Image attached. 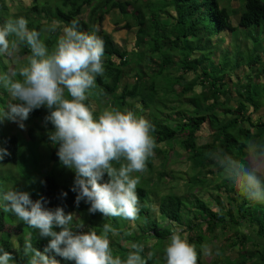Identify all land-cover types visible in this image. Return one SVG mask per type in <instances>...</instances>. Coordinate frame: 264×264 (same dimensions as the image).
I'll return each instance as SVG.
<instances>
[{
  "label": "trees",
  "instance_id": "16d2710c",
  "mask_svg": "<svg viewBox=\"0 0 264 264\" xmlns=\"http://www.w3.org/2000/svg\"><path fill=\"white\" fill-rule=\"evenodd\" d=\"M85 8H90L86 20L81 17ZM112 11L125 22L120 29H134L129 51L101 29L104 16ZM44 26H49L47 32ZM249 28L255 32L243 33L244 37L264 34V0H243L235 26L231 12L219 0H161L158 4L149 0H30L26 6L17 0H0V73H4L0 115L8 118L4 122L8 130L0 133V171L13 169L3 164L17 167L15 178L9 173L0 177V264H79L86 252L73 226L83 223L101 251L100 257L92 258L96 264H201L198 248L215 239L217 230L229 231L225 239L232 241L238 253L234 260L225 258L224 264H264V185L244 159L249 141H264V48L248 54H254L246 61L250 72L241 76L247 82L231 84L226 83L227 72L243 69L239 52L223 49L221 59L215 60L211 40L224 33L229 39L239 29ZM230 54H235L234 60ZM190 76L193 80L187 87ZM60 77L64 87L57 84ZM129 77L135 79L132 84L127 82ZM193 85L206 91L187 100L185 94ZM41 98L51 101L47 115L53 103L62 104L64 110L74 107L81 121L79 136L73 130L70 137L61 136L51 146L53 137L36 122L43 137L35 135L33 126L26 130L28 141L13 131L11 117L37 122L43 118L47 108L41 107ZM185 103L191 108H185ZM260 112L263 116L254 119ZM84 139L95 161L98 147H113L104 160L107 169H96L95 180L89 184H63L55 177V168L72 166L77 161L78 141ZM35 140L50 149L38 195L28 184L26 176L31 172L26 170L23 154V141L32 145ZM177 146L187 153L194 173H182L184 178L178 179L170 171L158 174L155 182L150 180L153 159L166 163L178 155ZM258 150L264 158L262 148ZM145 165L149 169L146 180L154 185V192L143 181ZM83 168L79 164L80 174ZM130 171L137 181L129 176ZM164 177L171 179L167 180L171 188L165 187L170 192L158 195ZM95 185L108 195L107 201L118 202L124 222L120 218L110 221L108 216L103 218L105 223L96 220V211L106 213L107 207L103 198L93 208L99 198ZM175 185L179 190H172ZM202 194L215 195L213 207ZM219 199L226 205L221 206ZM72 214L78 220L65 223L68 237L55 239L59 230L54 228L55 220ZM130 214L138 220L134 232L126 222ZM182 218L184 231L158 229V220L178 223ZM107 221L110 225L102 239L99 227L104 228ZM247 228L253 235L245 232ZM182 232L188 236L182 237ZM149 236L154 246L145 244Z\"/></svg>",
  "mask_w": 264,
  "mask_h": 264
},
{
  "label": "rangeland",
  "instance_id": "374dc122",
  "mask_svg": "<svg viewBox=\"0 0 264 264\" xmlns=\"http://www.w3.org/2000/svg\"><path fill=\"white\" fill-rule=\"evenodd\" d=\"M18 3H20V5H29L30 4V0H17ZM118 1H132V0H118ZM143 3L145 2V0H141ZM152 3H159L161 0H149ZM3 2H8V0H3ZM242 2V3H241ZM219 4L222 7L227 8L230 12H231V21L232 24L235 26L238 23L239 20V14L241 11V5L243 4V0H219ZM16 6V5H15ZM90 8H85V10L83 11L81 17L83 19L86 20L88 14H89ZM13 12V11H12ZM164 18V16L162 17ZM115 22H119V23H115ZM125 22L122 21L120 15L117 13V11H112L111 13L107 14L104 16V19L101 23V29L103 31H105L106 33L110 34L113 38V41L116 45H118L120 48H122L123 50H131L133 47V43H134V29L131 31H128L126 29H120L122 26H124ZM48 27L49 26H44V30L45 32L48 31ZM254 28V27H253ZM253 28H249L246 30L243 29H239L238 35L240 37H237V33L235 35H233L232 37L228 38L227 33L224 34H220L218 37L213 35V38L211 39L212 42L214 43L213 49H215V60H219L221 59L222 56V51L223 49H227V50H231V48L235 49V53L239 52V56L241 58V63L243 66V69L241 71V67L239 69H237L236 71L232 72L230 74V72L228 71V69H226L228 72V75L226 76L225 80L226 83H233V84H241L243 85L245 82H247V79H244L243 77L241 78V76L245 75V74H249V66L246 64V61H248L250 59V57L252 56H248L249 53H252L256 48H258L259 46L264 48V34H258L256 35H247V36H243V33H248V32H255V30ZM56 26H53V31H55ZM262 33V32H260ZM68 34V32L66 33ZM71 34V33H69ZM224 39L223 40H220ZM226 39V40H225ZM196 41V40H194ZM22 40L19 42V46L18 49L20 47ZM205 43V41H204ZM15 45V47H16ZM230 45V46H229ZM231 47V48H230ZM17 49V47H16ZM17 49V51H18ZM209 49V46H208ZM235 55V54H234ZM234 55L232 56V54H230V59L234 60ZM10 59H12V57H10ZM245 60V62H244ZM80 63H82V66L84 65L83 61H79ZM208 67V66H206ZM220 67L215 68L213 71L214 74L218 73ZM210 73L212 74V71H210ZM2 76H4V73H0V84H3V79ZM238 76V77H237ZM5 78V77H4ZM25 78H27L25 76ZM6 79V78H5ZM193 78L190 76L188 83L186 84L187 87L191 84ZM253 79H251L252 81ZM135 81V79L133 77H129L127 79V82L129 84H132ZM64 80L62 77H60V80L57 84H61L62 86L64 85ZM25 84V81H24ZM4 86V85H3ZM64 87V86H63ZM206 90L199 88L198 86H192L191 87V91H188L185 94V98L187 100L190 99V97L194 94V93H204ZM244 95V93H241ZM231 97L234 98L235 97V92L234 89L232 90L231 88ZM189 98V99H188ZM48 99H39V103L41 105V107L43 108H47L45 115L43 116V118H40V120L36 119H29V120H25L21 117H11L10 119V123L9 126L11 127V129L15 132H17L18 134H20V136L22 138H24V140L28 141V137H27V132L26 130L33 126L35 128V135H37L38 137H40L42 135L43 137V131L46 133H49V135L51 137H53V141L49 144V145H54V143H56V141L59 139L61 140L62 137H64V139H67L68 137H70L71 132L76 131L78 136H79V125L81 123V121L79 119H77V117L74 115L75 112H77V110L70 106L69 109L64 110V107H62V104H59L58 107H56V104L53 103L52 105V112L49 113L47 115V111H49V107L48 104L51 102L47 101ZM104 103V102H102ZM101 103V105H102ZM185 108L190 109L191 106H189L187 103H185ZM107 113L109 114V108ZM263 112L257 113L254 116V119L259 118V116L262 115ZM263 116V115H262ZM0 117H2V128H0V133L3 131H7L8 128L7 126L4 124V122L7 121V117L6 115H0ZM262 121H264V117L262 118ZM36 122L38 124V126H40L42 130L37 129L36 128V124L34 123ZM55 126V129L53 130L52 128V132L50 133L49 127H53ZM245 127H248L247 124H244ZM49 129V130H48ZM61 130V133H59V131ZM42 131V133H41ZM254 133H256V131H253ZM4 133V132H3ZM5 134V133H4ZM62 136V137H61ZM92 136V135H91ZM37 137V138H38ZM67 137V138H66ZM202 138H206V136L202 135ZM46 141L48 140L47 137H45ZM0 141L1 137H0ZM85 139L84 140H79V151H78V155H77V161L70 167L62 169L59 165H57V168H55V177L63 184L68 183V184H73V183H87L89 184V182L93 181V179L95 180V171L96 169H107L106 165H105V157L109 156L111 154V152L113 151V147L112 146H108L106 148H104L103 150H100L99 147L97 148V152H99V156H98V161H95L94 159L91 158L90 156V152L88 151V147L87 144H85ZM24 142L23 145V154L26 157L25 161V165H26V170L30 171L31 174L27 175L26 178H30V180L28 181V184L30 183V187L31 188H36L37 192L36 195H38L39 193V189H40V184H41V180L42 177L45 175L46 173V169H47V164H49L48 160H47V155L48 153H50V149L48 146H46L43 142H41L40 144L37 143V140H35V142H33V144L31 145V143L29 144L28 142ZM116 144L118 145L119 140H116ZM133 142V141H132ZM49 143V142H48ZM264 141L263 138H259V139H255V141H249L247 144V147L245 149V157L244 159L247 161L249 167H250V172H252L253 174H256L259 176L260 178V183H262L264 185V158L262 157V154L259 153V148L261 147L262 150L264 151ZM126 149V147H123L122 150ZM1 150V147H0ZM121 150V151H122ZM33 151H35V154L33 153ZM175 151L177 152V156L172 157V159H169L166 163L163 162V160L161 159H156L154 158L152 161V172H153V176H151L150 180H152L153 182H155V177L158 174L161 173H170V171H174L176 172L175 176L178 179H183L184 175L182 173H185L186 175H192L194 173V167L192 166V162L190 161L189 158L187 156V153L182 150L181 148H179L178 146L175 147ZM45 154V155H44ZM35 155V157H34ZM79 164L83 165L84 168L83 170H81V174L79 173V169L78 166ZM5 166V168L7 167H12L13 169H4L0 171V177L4 174L9 173L11 175V178H15L16 175V170L17 167H15L12 164H3ZM131 165V163H129V166ZM90 166V167H89ZM25 168V167H24ZM145 171L142 172L143 176H144V183L146 184L145 186L149 188V190H151V192H154L153 187L154 185L151 187V185H148L149 183V178L148 180L147 177H149V172L147 174V170H149L146 165L144 166ZM25 170V171H26ZM26 171V172H27ZM129 176L133 179V181H137V179H135V177H132V173L131 171L129 172ZM129 177V178H130ZM248 178V177H246ZM171 180L169 177H164L163 178V182L164 184L167 185L164 186H160L159 188L161 189H157V193L158 195H161L162 193H166L169 190L166 189L165 187H170L169 183L167 180ZM27 181H25L24 183H26ZM3 185L5 186V182L2 180ZM155 184V183H153ZM175 189L172 190H179L178 186L175 185ZM125 188V187H124ZM95 189L98 194V199L94 201V205L93 208L97 209L96 207H98V204L100 203L99 201L101 199H103L104 197H108V195L102 193L101 191L98 190V188L95 185ZM182 190V189H181ZM180 190L181 193H183ZM170 192V191H169ZM12 193V192H11ZM10 192H8L7 194H11ZM201 192L198 193L197 195L200 196ZM116 199H120L118 192L116 191ZM4 196V195H3ZM202 199L205 198V200L208 202L209 206L213 207L212 201L215 200L214 196L215 195H208L205 196L204 194L201 195ZM12 197V195L10 196V198ZM234 197H236V195H234ZM5 198V197H4ZM6 198L8 199V195H6ZM152 198V196H151ZM115 199V200H116ZM105 206L107 207V212H101V211H96V220L98 221H105L103 218H106V216L109 217L110 221L115 219L121 222H124V220L122 219L125 215L122 214L119 209H118V202L116 201H112L109 202L107 201L106 198L103 199ZM189 201V200H185ZM237 201L239 203H241L240 199L237 198ZM125 202V201H124ZM219 202L221 204V206L226 205V201L219 199ZM102 203V204H104ZM184 212H187V209H183ZM218 212V211H216ZM69 219L73 220L74 222H77L78 218L76 217L75 214L70 215L69 217H61V218H57L54 222V228L55 229H59L58 230V234H57V238L55 239H60L59 237H68L69 232L67 231V227H64L65 223L68 224L69 223ZM80 221V218H79ZM128 221V222H127ZM137 217L134 218L133 215L130 214L129 218L126 219L127 225H129L130 230L132 232L136 231V225H137ZM105 223V222H104ZM120 223V222H119ZM159 223V227L158 229H162L164 227H171L172 230L174 232H180V231H184L185 229V225L183 223V218L181 219V222H176V223H172L168 220H158ZM76 224V223H74ZM122 224V223H120ZM110 225V222L107 221L105 227H99L100 230V237L102 239L105 238V236L107 235V227ZM73 225H71L72 227ZM73 228L75 229V237H77L79 240L82 241L83 245L81 247V250H84V252H86V256L80 260L79 264H96V260L92 259L94 257H100L101 255V251L99 252L97 250V248L99 246L96 245V243H92L91 240L89 239V232H90V228L87 224L83 223L80 226H76L74 225ZM9 229V228H8ZM97 229V227H96ZM245 232L252 234V232L250 231V229H244ZM8 230L5 229L3 232H7ZM11 232V231H10ZM217 236L215 237V239L213 240H208L207 242H205L203 245H201L198 249L201 252V256H200V262L201 264H224V259L228 258L230 260H234L238 253H237V249L234 248L233 246H231L232 241H226L225 238H228L229 236V231L226 230L225 232H222L220 230H217L216 232ZM188 235L186 232H182V237L186 238ZM100 240V239H99ZM183 240V239H182ZM145 244L147 246H154L155 245V240L152 237H147L145 240ZM100 242L102 243V241L100 240ZM122 242V241H121ZM103 244V243H102ZM130 244V242L128 243ZM124 245L126 246V243H124ZM128 246V245H127ZM72 247V246H70ZM71 249L73 248H68V251H71ZM89 258H91L89 260Z\"/></svg>",
  "mask_w": 264,
  "mask_h": 264
}]
</instances>
